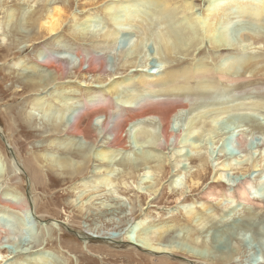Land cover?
<instances>
[{
	"label": "rangeland",
	"instance_id": "obj_1",
	"mask_svg": "<svg viewBox=\"0 0 264 264\" xmlns=\"http://www.w3.org/2000/svg\"><path fill=\"white\" fill-rule=\"evenodd\" d=\"M151 1L133 0L129 7H115L113 23L93 9V22L81 26L82 1L0 0V130L6 141L0 138V198H24L29 206L26 216L0 204V253L9 260L2 264H156L144 251L124 242L80 238V234L111 237L120 230L131 236L132 244L143 233L147 243L173 244L202 257V264H264V19L234 11L217 25L215 40L222 48H214L208 36L195 47L188 38L194 24L183 7L166 11ZM53 3L60 4L64 18L68 17L62 32L36 41L37 29L29 20ZM195 13L202 17L201 10ZM127 19L129 24H125ZM108 29L117 32L116 44L93 48V37ZM16 45L20 51L11 55ZM43 47L57 56L76 59L64 62V85H56L53 72L35 65ZM78 47L85 53L93 49L103 53L112 76L106 71L101 82L119 78L111 101L113 111L143 96L160 99V105L148 104L152 108L184 107L172 122V129L181 132L179 143L158 148L154 143L158 123L137 122L125 127L126 149L109 150L102 165L96 156L105 149L102 135L87 141L66 135L62 124L84 93L69 89L67 83L80 89L100 85L95 75L75 71ZM5 49H11L9 56ZM187 67H204L210 74L186 82L181 79L173 88L155 84L149 90L139 83L144 73L155 74L152 80H156L166 71L181 72ZM32 73L47 80L44 90L24 89ZM37 94L51 106L56 96L57 104L37 109L32 105ZM97 123L93 126L98 130ZM239 131L245 140L240 149L236 143ZM144 132L148 136L143 139ZM89 157L93 158L88 164ZM23 159L41 167L43 178L35 181ZM62 159H68L69 169L61 167ZM78 166L86 171L76 176L73 171ZM199 174L203 176L194 187L192 181ZM218 176L221 183L215 179ZM232 180L236 188L228 192ZM245 182L253 189L250 202L243 204L237 189L246 187ZM209 191L217 193L216 198H207ZM187 205L197 214L204 208L192 225L184 216ZM162 225L173 228L169 243L156 241ZM129 248L132 253L127 252ZM169 258L172 263L199 264L180 254Z\"/></svg>",
	"mask_w": 264,
	"mask_h": 264
},
{
	"label": "bare ground",
	"instance_id": "obj_2",
	"mask_svg": "<svg viewBox=\"0 0 264 264\" xmlns=\"http://www.w3.org/2000/svg\"><path fill=\"white\" fill-rule=\"evenodd\" d=\"M49 1L51 2V0H49ZM78 1L79 2L82 1L85 3V4H83V8H82L84 10L81 12L82 13L81 14L82 20H83L81 22H83V23H78L81 26H87L93 22V20H94L93 19L94 13H92L93 9H95V10L97 9V11L104 14L105 17L108 16V19L110 20V22L113 23L114 15H111L112 9H114L115 7H120V8H125V6L129 7L130 3H134L133 0H102L100 2H98V0H78ZM218 1H220V3L216 4ZM256 1L257 0H253V1H250V0H154L153 2L155 4H157L159 7H161L163 10H166V11L175 10V9H177L176 6L183 7L184 12H186L190 15L188 20L190 21V23L194 24L193 28L189 29L190 31H188L189 32L188 34L190 36L188 38L190 39V42H192L193 45L196 47L201 43L202 40H204L203 39L204 36H208L211 38L212 43L214 45V48L220 49V48H222V45H220V43L215 40V35L217 34V31H218L217 25L221 21H223L224 19L230 17L231 15H234L233 14L234 11H236L235 15H236V13H238V14L241 13V15H246L247 17L254 19V20L264 19V0L259 1L258 4H256ZM50 2L48 4H50ZM48 4H46L47 7H49ZM213 6H215V7L213 8ZM87 8H90V9L86 10ZM200 10L202 12V14H201L202 17H198V15L195 13V11L200 12ZM7 13H9V12H7ZM11 13H14V11ZM64 14L65 13H64L63 7L60 6V4L53 3L51 8L44 7V9L40 11V14L37 15L38 17L36 19L30 18L29 21H31V25L32 26L35 25V28L37 29L36 41L42 39L44 36H46V37L56 36L61 31L62 24H64L65 20L68 18L67 17L65 19ZM10 19H12V16H10ZM72 19L75 20V17L73 16ZM76 20L78 21L79 19H76ZM194 20L197 22H195ZM8 21L11 22V20H9V19H8ZM126 21L127 22L125 24H129L128 19ZM71 32H72L71 34H73V29H71ZM117 38H118L117 32L115 34L114 30L108 29V31H106L102 35H99V37H97V36L93 37L94 47L93 46L92 47L98 50V49H100L99 47L102 48L103 45L105 47L106 46L107 47L108 46H114V44H116V42H117ZM259 46L260 45L258 44L257 48ZM178 47H179V45H178ZM19 48L20 47H17V45L14 46L12 48L13 53L11 55H15L16 53L18 54L20 51ZM224 49H226V47H224ZM249 49H251V48H249ZM81 50H79V47H78L77 52L74 54L75 57L77 58V65H75V67H74L75 71L78 74H82V71H86L84 74L95 75L96 78L100 79V81H98V83L100 85L99 84H98L99 86H96V85L95 86H89L88 85L89 87H87L85 89H80V87H76L74 85L75 83H67V85H69L68 86L69 89L79 88V90L84 91V93L82 94L81 99L79 98L80 101L77 104V106L74 107V109H72L69 112V115H68L66 121L63 122L64 125L62 124L63 131L66 135H68L70 137L81 138V139L86 140V141L90 138L97 140V136L102 135L106 140L105 149L103 148L104 149L103 151H100V152H98V154H96V156L98 157L97 162L98 163L104 162V163H102V165L106 164L104 157L105 156L108 157L110 155L111 151H113V150L119 151V150H125L126 149L127 141H126V135H124L125 127L128 125L137 123V122H144V121L148 122L149 121L150 123L151 122L155 123V121H156L158 123L159 133H158V136L155 138V142H154L158 148H164V147L168 148L169 146L174 147L179 143V141L181 139V134H180L181 132L180 131L176 132L172 129V122L184 112V110H185L184 107H179V106L173 107L172 105H169V106H165L163 108H158V107L155 108V106H154L155 104L160 105V102H161L160 99L157 97L147 98L148 96H146V97L143 96V97L138 98V99H136L137 97L135 99H132L130 101L131 103L129 102L130 103L129 105L119 106V107L117 106V109L113 111V109L111 108V106H112L111 101H112V96L118 90L117 86H118L119 82H117L116 80H118L119 78L117 76H115V78L112 77L108 83L101 82L102 81L101 77H102L103 73H106V71L109 73L108 76H112V74H111L112 72L110 71L111 70L110 65L107 64L108 62L106 63L104 61V59H103L104 56L102 57L103 53L92 52L94 49L90 50V52L87 50L86 53L82 52ZM22 51H24V50H22ZM10 52H11V49H7V50L5 49L4 50V53L7 56H9ZM167 52L168 53L171 52V49L169 47H167ZM34 55H36V54H34ZM83 55H84V57H85V55L87 57L84 58ZM67 61H69L71 63V61L74 62V61H76V59L73 60L72 58L67 59V57H65V56H57L53 51L48 50V49L43 47L41 51H38V53L36 55V59L34 62L36 63L35 65L43 67L46 70L53 72V75H52L53 79L52 80L57 82L56 85L62 86L65 83H62L61 81H63V79L67 75L66 74L67 73L66 64L64 62H67ZM19 63H21V62H19ZM17 64H18V62H17ZM84 65H86V69L83 70L82 68L84 67ZM18 66H19V64H18ZM107 67H109V69L105 70ZM185 68L182 69L181 72L180 71H171V70L166 71L160 79H156V80L155 79L152 80V78L155 77V74H153L151 72H147V73H144L145 75L143 74L140 76L142 78V80L139 79L140 80L139 83L142 82L144 85H147L146 88L149 87V90L151 87L153 88V86L155 84H160L165 88H173V86L178 84L181 79L186 82L188 80L191 81L193 78H196L197 76L210 74V71L205 69L204 67L196 68V69H195V67L194 68H188L187 67L188 69H185ZM31 69H33V67ZM43 78H44V76H39V74H36V73H34V74L32 73L30 76L27 75V81H25L26 85L24 86V89L27 91H32V90L36 91L37 90L36 92H39V89L44 90L48 85L46 83L47 80H45ZM107 81H108V79H107ZM122 81H126V80L123 79ZM199 81H200V79H199ZM56 82H54V83H56ZM73 94L75 95V92ZM76 94L78 95V93H76ZM59 97H62V96H59ZM55 98H56V96H55ZM55 98L51 99V102H52V106H51L48 103L45 104V101H47V100H43V102H42V100H41L42 98H39V94H37V95H34V97H33V100H32L33 104L32 105L34 107H37V109L41 108V110L44 107H45V109L55 107V105L57 104V101H58ZM151 103H154V105H153L154 108H152V106H148V104H151ZM126 104H128V103H126ZM59 105H60V103H59ZM113 107H114V105H113ZM161 107H162V105H161ZM111 112L113 113V114H111V115H113L112 117H110ZM66 113H68V112H66ZM16 116L18 117V119L20 118L19 114H16ZM95 120H99V124L97 123L99 125L98 130L94 129V126H93V122ZM19 122H20V120H19ZM20 123H21V125H20L21 129H22V131H24L23 128H25V126H24L23 122H20ZM7 126L9 128V130H11V131L13 130V127L10 126V124L7 123ZM60 128H62V127H60ZM3 132L0 130L1 134H3ZM240 132L241 131H239V135L237 134L239 142L236 141V143L239 146V149L244 147V144H245V140L243 138V135L240 136ZM146 136H148V135H147V133L144 132L142 134V138L144 139V138H146ZM93 143H95V142H93ZM109 150H111V151H109ZM101 157H102V159H101ZM92 158L89 157V159L87 161L88 164L90 163ZM24 161H25V165H26L28 171L31 174V177L35 181L37 179L43 178L44 173H43V169L41 167L36 166V164L32 161L30 163V161L28 159H25ZM61 165H62L61 167L63 169H67L70 166V163L68 164V159L67 160L62 159ZM71 166H72V164H71ZM253 168H255V167H253ZM84 171H86V167L81 168L80 166H78L73 172L76 174V176H79ZM203 173H204V171H203ZM201 175L202 174H199V175H196L198 177H196V176L194 177V179L196 180V181H192V184L194 185V187L199 185V180H201V178H202ZM215 179H217V182L221 183V178L219 176L216 177ZM234 185H235L234 181L232 183H229V185H228L229 191L228 192H232L231 189L236 188V186H234ZM238 185H240V184H238ZM244 185L246 187L240 186V188L237 189L239 198L243 204L250 202V200H251L250 190L253 189L249 183L245 182ZM194 187H192V188H194ZM216 194L217 193H215L213 191H209L205 195L207 198H210V200H211V199L216 198ZM225 195L227 196L226 193H225ZM253 199H254V197H253ZM254 200H256V199H254ZM176 201H177V199H176ZM256 201H258V200H256ZM176 203L178 204L179 201H177ZM0 204L3 206V208L8 209L9 211L19 212L21 215L22 214L26 215V216L28 215L29 206H28V204L24 198L19 197L18 199L16 198L14 201L9 200L7 198H3V199L0 198ZM183 207L188 208V210L184 208L185 210H187V212L185 213L184 216L186 217V219L189 221V223L191 225L193 224V222H195V218L197 215L202 214V213L204 214V210H203L204 208H202V211L200 210L199 211L200 213L197 214L196 212H194V210L192 208L189 207V205L183 206ZM136 222L140 223L141 221L140 222L136 221ZM189 223H188V225H189ZM1 230L4 231V229H1ZM171 231H173V228H171L170 226H165V225L163 226L162 225L161 227H159L157 229L156 241L157 242H159V241L160 242H166L167 239L169 238L168 236L171 233ZM121 232H122V230L116 231L111 237H108V235H98V236L93 237L94 235L90 236L88 234H86V235L80 234L81 236L83 235L80 238H82V240L94 239V240H102L104 242H113V243L116 241L124 242L126 244H129V245L135 247V248H138L139 250H142V252L144 251L146 253V257H148V260L153 262V263L156 262V264H178V263H174V262L172 263L171 258H169L170 256H173V255L177 256V254H180L184 257H187L188 259H194L195 261L198 260L197 262L199 264H202L200 262L205 261V260L200 259V258H202L200 256L198 258L197 256H194L191 253H190L191 255H189L185 251L179 250L178 248L173 246V244H166L165 246H163L160 244L147 243V241H145V237H144L145 235L143 233L141 235H139L138 238H136L137 239L136 244H132L130 241L131 236L127 235V234H122ZM201 247H203V246H201ZM131 251H132L131 248H129L127 250V252L132 253ZM156 256H158L159 258H156V259L153 258ZM5 257H7V256H3L2 253H0V264L7 263V261H9ZM22 258H24V257H22Z\"/></svg>",
	"mask_w": 264,
	"mask_h": 264
},
{
	"label": "water",
	"instance_id": "obj_3",
	"mask_svg": "<svg viewBox=\"0 0 264 264\" xmlns=\"http://www.w3.org/2000/svg\"><path fill=\"white\" fill-rule=\"evenodd\" d=\"M0 138H1V140H2V142L3 143H5L6 141H5V139H4V137L2 136V134L0 133Z\"/></svg>",
	"mask_w": 264,
	"mask_h": 264
}]
</instances>
